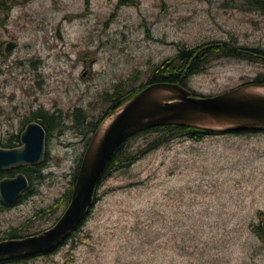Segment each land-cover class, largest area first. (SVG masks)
I'll return each mask as SVG.
<instances>
[{
    "label": "rangeland",
    "instance_id": "1",
    "mask_svg": "<svg viewBox=\"0 0 264 264\" xmlns=\"http://www.w3.org/2000/svg\"><path fill=\"white\" fill-rule=\"evenodd\" d=\"M249 1L19 0L9 16L1 2L0 144L40 108L63 125L46 129L45 161L25 174L27 195L15 203L0 195V240L40 233L62 215L91 129L119 109L109 114L106 94L118 87L123 101L131 97L166 59L179 68L181 47L230 40L264 50V10ZM250 53L210 58L188 87L213 95L264 77V57ZM163 137L132 136L127 154L138 158L101 181L85 221L54 251L19 264H264V132L151 147Z\"/></svg>",
    "mask_w": 264,
    "mask_h": 264
},
{
    "label": "water",
    "instance_id": "2",
    "mask_svg": "<svg viewBox=\"0 0 264 264\" xmlns=\"http://www.w3.org/2000/svg\"><path fill=\"white\" fill-rule=\"evenodd\" d=\"M16 46L17 41L11 40L5 51L9 53ZM168 124L217 132L263 130L264 82L244 83L203 96L192 95L189 88L172 82L151 83L138 91L92 134L71 200L58 221L40 233L0 240V259L43 254L56 249L87 218L108 162L118 148L139 132ZM20 139V146H0L1 172L24 165H39L45 160L46 129L41 123L29 122ZM28 187L27 176L18 173L0 180V195L4 202L15 203Z\"/></svg>",
    "mask_w": 264,
    "mask_h": 264
},
{
    "label": "trees",
    "instance_id": "3",
    "mask_svg": "<svg viewBox=\"0 0 264 264\" xmlns=\"http://www.w3.org/2000/svg\"><path fill=\"white\" fill-rule=\"evenodd\" d=\"M19 0H0V3H3L4 8L3 12L9 16L11 8L18 2ZM29 0H24V2H27ZM247 2V1H246ZM249 8L250 9H257V10H264V0H250L249 1ZM242 49H245L243 51H246L247 53L243 52ZM256 52L258 55L264 57V50L259 49H251V48H243L241 46H238L236 44H233L230 42V40H214V41H207L205 43H202L196 47L192 48H186L181 47L179 50V53L177 55L176 60L179 61V63H182V66L179 68H175L172 66L171 59L165 60L160 66L155 68L154 74L150 78V80L143 84L139 89L141 90L147 85L151 83L156 82H172V83H179L185 87L188 88V79L195 73H198L203 69L204 63L208 62L210 58H219V57H236V58H247V59H254V53ZM172 60V61H176ZM251 82H264V77L258 76L254 78ZM120 92L119 88L115 89L114 94H106V97H110V101L113 103L110 107V113H113L118 108H120L125 102L130 100L138 91H136L134 94L132 93V96L125 97L124 101L122 100V97L118 94ZM193 95H199L203 96L200 93H196L195 91H192ZM118 95V96H117ZM76 113H80V115L83 116L82 110L78 109ZM108 115V114H107ZM106 115L105 118L102 119L96 126H94L91 129L92 134L96 131L98 126L106 119L108 116ZM81 116V117H82ZM32 120L38 121L41 123L45 129H51V128H61L63 125L62 116L58 115L57 113H50L47 110L40 108L32 113ZM31 122V120H28ZM27 121V122H28ZM81 122V120H80ZM26 125L23 126L21 131L17 133L16 135L11 136L7 142L2 143L1 145L3 147L13 148L16 146H19V142L21 141L20 136L21 132L25 128ZM163 126V127H162ZM257 131H263V130H240L235 131L237 133H250V132H257ZM146 132H161L162 134H165V137L158 140L157 143L152 144L153 147H157L159 143L165 142L167 139L170 140V138L176 137V136H185L189 137L194 140H202L205 135L207 134H213V133H219L215 131L200 129L196 127H189V126H181L176 124H168V125H160V126H154L147 130H144L140 133H146ZM232 133V132H231ZM91 134V136H92ZM139 134V133H137ZM91 138V137H90ZM89 138V139H90ZM132 138V137H130ZM129 139H127L115 152V154L112 156L110 161L108 162V165L106 167V170L103 175V179H106L108 176L111 175V173L120 167H126L130 166L139 155H133V154H127L128 153V142ZM39 166H31L27 167L25 169H20L23 171L29 178H32V175L35 174V171H38ZM12 174V173H11ZM5 176V173L0 172V179ZM77 177V176H76ZM76 177L74 180L76 181ZM74 187V185H73ZM73 187L68 190V193L64 196L65 201L71 200V195L73 191ZM96 194V193H95ZM97 201V197L95 195V202ZM260 222L261 225L257 227V232L261 237L264 239V213L261 211L260 213ZM17 237H23L22 235H10L9 238H17ZM54 251V250H53ZM52 252V251H51ZM49 253V252H46ZM45 254V253H43ZM39 254H34L31 256L27 255H16L12 257H6L0 259V264H19L23 262H27L28 259H30L33 256H38Z\"/></svg>",
    "mask_w": 264,
    "mask_h": 264
},
{
    "label": "flooded vegetation",
    "instance_id": "4",
    "mask_svg": "<svg viewBox=\"0 0 264 264\" xmlns=\"http://www.w3.org/2000/svg\"><path fill=\"white\" fill-rule=\"evenodd\" d=\"M0 145H1V144H0ZM1 146H2V145H1ZM45 156H46V154H45ZM44 161H45V160H44ZM44 161H43V162H44ZM41 164H42V163H41ZM41 164H39V165H41ZM24 166H37V165H24ZM0 172H1V171H0ZM7 172H8V171H7ZM3 173H5V172H3ZM19 173H23V172H19ZM17 174H18V173H16L15 175H17ZM24 174H25V173H24ZM15 175H11V173H5V176H3L1 179L5 178V177H13V176H15ZM27 178H28V177H27ZM1 179H0V180H1ZM26 195H27V194L25 193V194L22 195V196L25 197ZM21 198H22V197H21ZM16 202H17V201H16ZM69 202H70V201H69ZM65 209H66V208H65ZM60 217H61V216H60ZM60 217H59V218H60ZM59 218H58V219H59ZM58 219H57V221H58ZM57 221H56V222H57ZM31 235H32V234H31ZM26 236H27V235H26ZM23 237H24V236H23Z\"/></svg>",
    "mask_w": 264,
    "mask_h": 264
},
{
    "label": "bare ground",
    "instance_id": "5",
    "mask_svg": "<svg viewBox=\"0 0 264 264\" xmlns=\"http://www.w3.org/2000/svg\"><path fill=\"white\" fill-rule=\"evenodd\" d=\"M108 122V121H107ZM107 122L104 124V125H106L107 124ZM163 127V126H162ZM140 134V133H139Z\"/></svg>",
    "mask_w": 264,
    "mask_h": 264
}]
</instances>
